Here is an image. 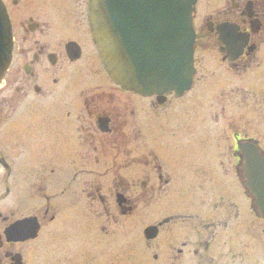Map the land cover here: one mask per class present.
<instances>
[{
	"label": "flooded vegetation",
	"instance_id": "1",
	"mask_svg": "<svg viewBox=\"0 0 264 264\" xmlns=\"http://www.w3.org/2000/svg\"><path fill=\"white\" fill-rule=\"evenodd\" d=\"M87 1L0 0V264H115L97 231L132 213L130 194L152 205L154 237L120 264H264V216L241 179L243 146L264 158V0H195L181 97L111 82Z\"/></svg>",
	"mask_w": 264,
	"mask_h": 264
},
{
	"label": "water",
	"instance_id": "2",
	"mask_svg": "<svg viewBox=\"0 0 264 264\" xmlns=\"http://www.w3.org/2000/svg\"><path fill=\"white\" fill-rule=\"evenodd\" d=\"M194 0H89L92 43L112 82L141 96H180L190 86ZM11 59V36L0 4V80ZM243 187L264 215V159L245 146ZM147 239L154 228L144 230Z\"/></svg>",
	"mask_w": 264,
	"mask_h": 264
},
{
	"label": "rangeland",
	"instance_id": "3",
	"mask_svg": "<svg viewBox=\"0 0 264 264\" xmlns=\"http://www.w3.org/2000/svg\"><path fill=\"white\" fill-rule=\"evenodd\" d=\"M188 98V95H184L182 101L186 100ZM133 102V99H130ZM186 113H180L179 116L182 117L184 116ZM155 129V124L154 122L151 121L150 126L146 127V131H148L149 133H152ZM210 152V151H209ZM209 164L210 167H214L216 166L217 163V158L210 152L209 153ZM28 157V161H30L31 157L29 155H27ZM223 160H226V158L223 156L222 157ZM119 175H123V176H137L138 175V171L137 172H119L116 173ZM130 174V175H129ZM30 179V176H29ZM105 187L102 188L103 190V194L104 195H110L109 192L107 191V189H109V185L110 183H102ZM133 185H136L133 184ZM132 185V186H133ZM108 186V187H107ZM131 186V187H132ZM111 188V187H110ZM112 189V188H111ZM78 191V190H77ZM131 199L134 201L133 202V206L134 209L132 211V213L125 218H121L120 220H116V223H113L112 229L108 230V234L107 236L103 235L99 230L97 231V243L101 244V243H106L108 245L111 246L112 252H113V261L114 263H118L120 264V262L122 261H126V260H134L135 258V254L137 253L138 250V244L141 243V241L138 240V237H140V239H142V229H144V226L146 224L152 223L153 219L149 217L144 219V214L146 213V211L148 212V208H151L152 210V205H148L149 207L144 211L143 210V204L142 202H140V200L136 197H134L130 194ZM84 209H82L83 211ZM123 220V222H122ZM102 222H98V228L99 225ZM110 225H108L109 227ZM141 231V232H140ZM105 236L103 238H101V236ZM54 236V235H52ZM62 236V234H59L58 236H55V239L57 240V242H60L59 237ZM127 255H129V257H126Z\"/></svg>",
	"mask_w": 264,
	"mask_h": 264
}]
</instances>
